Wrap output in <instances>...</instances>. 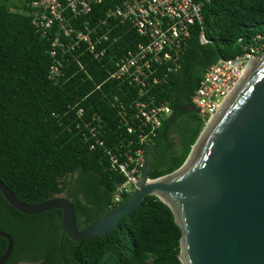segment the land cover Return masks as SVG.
I'll use <instances>...</instances> for the list:
<instances>
[{"label": "trees", "instance_id": "obj_1", "mask_svg": "<svg viewBox=\"0 0 264 264\" xmlns=\"http://www.w3.org/2000/svg\"><path fill=\"white\" fill-rule=\"evenodd\" d=\"M199 1L205 42L198 41L199 26L193 25L178 67L141 86L106 79L121 53L140 41L129 25L112 32L116 40L99 59L76 50L61 60L62 74L53 81L47 76L48 36L30 23L25 0H0V181L27 204L64 192L79 229L120 206L128 195L109 203L120 176L108 154L135 146L136 98L170 108L152 138L162 143L164 129L166 150L150 153L147 176L176 169L204 125L191 103L204 69L249 46L264 52V0ZM101 5L93 7V15L103 13ZM0 230L13 240L3 264H181L180 229L154 195H145L109 232L75 243L61 233L59 209L23 214L0 194ZM5 246L0 237V255Z\"/></svg>", "mask_w": 264, "mask_h": 264}, {"label": "water", "instance_id": "obj_2", "mask_svg": "<svg viewBox=\"0 0 264 264\" xmlns=\"http://www.w3.org/2000/svg\"><path fill=\"white\" fill-rule=\"evenodd\" d=\"M255 59L239 90L198 142L207 122L203 125L176 169L149 178L147 145L136 189L123 204L82 228H77L72 203L62 193L27 204L0 181L1 196L27 215L59 209L61 233L79 243L83 238L109 232L145 195H154L170 209L180 229L177 257L181 264H264V53ZM197 142L190 164L174 174ZM170 175L174 176L158 180ZM154 189L163 191L174 203L177 219L170 205L152 192ZM0 237L6 240L0 255L3 264L13 240L1 230Z\"/></svg>", "mask_w": 264, "mask_h": 264}, {"label": "built area", "instance_id": "obj_3", "mask_svg": "<svg viewBox=\"0 0 264 264\" xmlns=\"http://www.w3.org/2000/svg\"><path fill=\"white\" fill-rule=\"evenodd\" d=\"M103 6V13L93 15V7ZM24 13L36 31L48 36V54L52 58L47 69L49 79L61 76V60L73 52L87 51L94 58L102 57L120 31L129 25L140 37L131 49H126L113 63L106 79L121 84L145 85L154 82L178 67L180 54L193 25L198 27V41L205 42L200 27L199 0H25ZM258 54L249 46L241 55L217 59L203 71L191 95V103L205 124L237 83L246 60ZM98 86H96L97 88ZM138 121L135 146L119 154L109 152V165L120 176L110 193L109 203L115 205L123 196L136 189L147 142L170 114L166 102L133 101ZM81 109H77L79 116ZM132 129L129 127L127 131Z\"/></svg>", "mask_w": 264, "mask_h": 264}, {"label": "bare ground", "instance_id": "obj_4", "mask_svg": "<svg viewBox=\"0 0 264 264\" xmlns=\"http://www.w3.org/2000/svg\"><path fill=\"white\" fill-rule=\"evenodd\" d=\"M255 58H251L249 59V61L246 62V65L243 67V70H242V73L237 81V83L235 84V86L233 87V89L228 93V95L225 97V99L223 100V102L221 103V105L219 106L217 112L215 115L211 116L207 123L205 124V128L198 140V142L204 137V135L207 133V131L209 130V128L212 126V124L217 120V118L219 117V115L221 114V112H223L224 108L226 107V105L229 103V101L232 99V97L236 94V92L239 90V88L241 87L242 85V82L243 80L245 79V77L247 76L249 70L252 68L254 62H255ZM198 142L195 144V146L193 147L192 151H191V154L190 156L188 157V159L186 160V162L183 164V166L174 174H179L181 173L182 171H184L187 166L190 164L192 158H193V155H194V152L198 146ZM174 175H170V176H167V177H163V178H160L158 180H166V179H171V177H173ZM149 182V181H147ZM154 194H156L160 199H162L163 201H165L166 203H168V205H170L171 209H172V212L175 216V218L177 219L178 218V209L177 207L174 205V203H172L171 201H169L164 192L159 190V189H154L152 191Z\"/></svg>", "mask_w": 264, "mask_h": 264}, {"label": "flooded vegetation", "instance_id": "obj_5", "mask_svg": "<svg viewBox=\"0 0 264 264\" xmlns=\"http://www.w3.org/2000/svg\"><path fill=\"white\" fill-rule=\"evenodd\" d=\"M160 138L162 140V143H161V141H158L157 138L155 140H151V141L147 142V145H149V146H148V148H147V150L145 152L146 160L148 158H150V153H153L156 156H160L166 150V148H164L162 146V144L163 143L168 144V142L166 140H164V137L162 136V133H161Z\"/></svg>", "mask_w": 264, "mask_h": 264}, {"label": "rangeland", "instance_id": "obj_6", "mask_svg": "<svg viewBox=\"0 0 264 264\" xmlns=\"http://www.w3.org/2000/svg\"><path fill=\"white\" fill-rule=\"evenodd\" d=\"M14 1H15L16 3H18L17 0H14ZM263 53H264V52H263ZM263 53H258L257 55H261V54H263ZM257 55L253 56L252 58H255ZM250 59H251V58H250ZM246 61H249V59L246 60ZM249 72H250V70H249ZM249 72H248V73H249ZM247 76H248V74H247ZM247 76H246V77H247ZM246 77H245V78H246ZM244 80H245V79H244ZM244 80H243V82H244ZM243 82H242V83H243ZM169 138H170L171 140H174V139H175V134L172 132V133L170 134V137H169ZM62 194L64 195V192H62ZM22 262H24V261H20L19 263H22Z\"/></svg>", "mask_w": 264, "mask_h": 264}]
</instances>
